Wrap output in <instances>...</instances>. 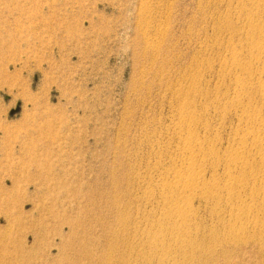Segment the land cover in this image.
<instances>
[{"label":"rangeland","instance_id":"rangeland-1","mask_svg":"<svg viewBox=\"0 0 264 264\" xmlns=\"http://www.w3.org/2000/svg\"><path fill=\"white\" fill-rule=\"evenodd\" d=\"M247 16L264 24V0H0V264L119 259L118 213L137 209L136 174L171 167L192 81L227 150L238 122L222 108L245 73L219 68L233 49L250 59ZM250 238L215 264H264Z\"/></svg>","mask_w":264,"mask_h":264},{"label":"bare ground","instance_id":"bare-ground-1","mask_svg":"<svg viewBox=\"0 0 264 264\" xmlns=\"http://www.w3.org/2000/svg\"><path fill=\"white\" fill-rule=\"evenodd\" d=\"M245 29L247 36L242 50L250 59L240 60L233 49L219 68L222 73L237 69L245 73L243 78L230 79L233 93L221 107L225 111L223 114L235 111L238 122L227 150L224 153L217 150L220 138L216 133L210 137V124L202 120L206 113L202 105L206 101H202L201 106L198 103V111L196 99L201 98L203 92H198L197 82L191 80L189 87L181 89L191 91L192 98L188 96L191 100H186L189 94L184 93L186 101L180 103L174 113L172 136L177 144L172 151L175 156L171 167H147L148 177L136 174L137 183L144 186L143 193L141 191L142 195L135 199L130 198V204H138L134 213L124 210L118 213L115 237L120 238L124 249L120 250L119 259L112 261L114 263L109 259L110 263L215 264L223 248L238 240L234 237L245 235L257 237L264 251V24L253 23L247 16ZM253 95H256V102H252ZM253 103L256 106L251 108ZM205 218H209L210 224L203 220ZM240 221L248 224L241 225Z\"/></svg>","mask_w":264,"mask_h":264}]
</instances>
